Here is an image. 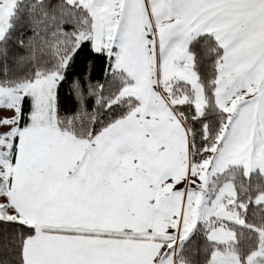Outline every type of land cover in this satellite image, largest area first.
Here are the masks:
<instances>
[{"label":"snow or ice","instance_id":"snow-or-ice-1","mask_svg":"<svg viewBox=\"0 0 264 264\" xmlns=\"http://www.w3.org/2000/svg\"><path fill=\"white\" fill-rule=\"evenodd\" d=\"M0 264H264V0H0Z\"/></svg>","mask_w":264,"mask_h":264},{"label":"trees","instance_id":"trees-1","mask_svg":"<svg viewBox=\"0 0 264 264\" xmlns=\"http://www.w3.org/2000/svg\"><path fill=\"white\" fill-rule=\"evenodd\" d=\"M88 73L91 74L93 82H95L96 80H102V74L100 71L99 64H97L95 69H91L89 68L88 64L83 60V58H81L77 61L76 66L74 67V69L71 70L67 82L62 84L59 91L60 102L65 111H71L73 108L76 107L75 99L71 94L70 90L72 80L77 77L85 76Z\"/></svg>","mask_w":264,"mask_h":264}]
</instances>
